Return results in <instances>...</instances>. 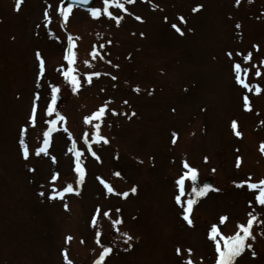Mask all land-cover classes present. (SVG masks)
<instances>
[{
  "label": "rangeland",
  "instance_id": "1",
  "mask_svg": "<svg viewBox=\"0 0 264 264\" xmlns=\"http://www.w3.org/2000/svg\"><path fill=\"white\" fill-rule=\"evenodd\" d=\"M153 4L158 7L154 9ZM197 4L203 7L193 13ZM57 5L58 0H22L16 10V0H0V264H66L65 252L72 264H93L102 250L95 243L96 230L102 233L101 243L113 248L106 264H181L177 247L185 258L186 250L192 249L193 264H214V245L208 238L211 225L216 224L225 235L233 234L237 222H246L252 210L248 205L251 193L234 182L249 176L252 182L264 178L260 150L264 93H249L252 110L245 111V90L234 83L226 56L227 51L252 50V63L259 66L264 59V0H241L239 6L235 0H136L126 5L134 15L110 9L123 16L118 27L106 17L93 20L86 8H74L63 26ZM91 6H101V0ZM46 8L51 23L44 20ZM178 16H184L187 23L180 24ZM173 23L182 28L183 36L171 28ZM68 34L80 37L75 41L74 67L82 80L90 71L111 73L117 79L93 77L91 84L73 93L58 71L60 65L66 66L63 53ZM106 40L112 43L105 45V60L112 64L95 60L94 67L88 68L83 61L89 59L92 45ZM254 44L259 45L258 53L252 49ZM37 51L46 67L40 88L34 83ZM250 77L252 84L264 88V76L250 73ZM49 84L61 87L57 110L66 117L78 148L86 147L81 136L91 130L83 123L85 116L108 100L112 101L108 108L117 113L107 111L101 126L109 143L93 145L100 161L85 151L84 183L78 195L66 194L64 200H50L39 193L51 191L53 172L60 174L55 182L58 189L74 184L67 134L62 130L52 134L49 153L57 158L55 164L43 154L25 161L18 147L19 129L25 125L31 150L42 141L46 121L52 118L44 111ZM136 87L139 92L134 91ZM34 92L40 93L35 127L27 124ZM233 120L241 137L231 128ZM172 132L178 134L175 144ZM183 160L198 169V184L208 180L218 189L194 205V227L182 220L174 200V181L184 171ZM116 172L121 175L115 176ZM97 176L117 191L136 186L137 192L127 198L106 195ZM185 190H191L188 181ZM97 206L111 209L113 219H123L120 232L133 236L130 248L109 218L100 216L95 228L91 225ZM220 216L228 220L220 224ZM254 227L257 238L250 242L257 255L252 257L246 250L236 264H264V236L259 234L264 229Z\"/></svg>",
  "mask_w": 264,
  "mask_h": 264
},
{
  "label": "snow or ice",
  "instance_id": "2",
  "mask_svg": "<svg viewBox=\"0 0 264 264\" xmlns=\"http://www.w3.org/2000/svg\"><path fill=\"white\" fill-rule=\"evenodd\" d=\"M22 0H16V10H19ZM136 0H101V6H91L92 0H58V5L55 11L58 13L59 18L63 20V26H66L69 22V18L73 15L74 8L86 7V10L90 17L93 20H99L102 17L108 18L110 21H114L116 26L118 27L123 20V16L119 14H114V12L110 9L118 10L119 12L127 13L129 15H134L129 12V9L126 5H133ZM151 2V0H149ZM251 2V0H249ZM241 0H235V4L239 6ZM52 5L49 4L48 8H51ZM152 7L155 9L158 5L153 4ZM202 5H195L191 11L196 13L202 9ZM44 20L47 23H51V17L49 15V11L46 8L43 12ZM134 18L137 21L142 22V17L139 15H135ZM180 24H186L187 21L184 16L177 17ZM167 20V17H165ZM47 23L45 27H47ZM39 27V25H38ZM236 28H240L239 24L235 25ZM171 28L175 30L176 33L183 36L184 31L177 23L171 24ZM191 31V29H189ZM143 35V33H141ZM80 37H73L72 34H68L66 38V46L64 48L63 60L66 61V66L64 64L60 65L58 71L60 75L63 77V80L67 86L71 88L73 93H77L82 87L83 84H91L93 82V77L99 78L101 75H110L112 80H116V76H112L111 73H102L100 71H90L83 74V80L81 79V74L74 67L77 62V53L74 51L76 44L75 41L79 40ZM102 39L101 34H97V40ZM112 43L111 40H106L104 43L93 44L91 47V51L89 52V59L83 61V63L88 68H93L94 65L92 61L102 60L108 64H112L111 60H105L106 53H104L105 45H110ZM252 49L255 52H259V45H252ZM103 53V54H102ZM226 56L230 62V73L233 75L234 83L242 90V107L245 111H251L252 106L250 102L249 93L260 95L264 93V88H261L259 84H252L250 73L255 77L259 78L264 76V72H262V68H264V59L259 61V66L255 63H252L254 59V54L252 50L247 51H236L235 54L233 51H227ZM35 58L38 61L37 73L35 77V87L40 88L43 78L46 73L45 61L41 57L39 51L35 53ZM113 67L118 68V65H112ZM47 89H50L48 93L49 98L46 101L45 113L48 117H52L46 121L47 128L43 131L42 141L37 146L34 151L30 149L29 143L26 141V134L28 131L27 125L22 126L19 129L18 133V147L19 152L22 158L27 161L30 159L32 155L37 157L41 156H50L49 148L51 146V138L54 132L62 130L67 134L68 140L71 142L70 146L67 148V153H70L73 158V172L75 173L74 184L66 183L59 189L56 187L55 182L59 179V173L53 172L51 174L50 180L52 182L51 191L47 194L45 192H40V196H47V199L50 200H64L66 194H79L80 186L84 183L85 176L87 174L86 167L83 163V156L85 151H87L92 157H94L97 161H100V157L97 155L96 151L93 150L94 144H108L109 140L105 137L101 132V126L104 123V118L106 116L107 111H111L112 115H116L115 109H109L108 105L112 102L111 100L105 101L98 108L91 112L89 115L83 118V123L85 125H90V131H84L82 133L81 139L83 140V144L86 146L81 149L77 147V141L73 138L72 133L69 131L67 124V119L64 115H62L57 110V101L59 99V94L61 93V87L58 84H49L47 85ZM46 89V90H47ZM103 91V89H102ZM134 91L139 92V87H136ZM40 100V93L34 92L33 100L30 108V113L27 119V124L35 127L37 123V114H38V101ZM124 104L128 102L123 101ZM134 116L135 113L133 112ZM264 123V121H262ZM60 124L61 127L58 128L57 125ZM231 128L233 129L235 135L237 137H241L242 133L238 131V122L233 120L231 122ZM172 143L175 144L178 138V134L176 132H172ZM260 150L264 153V142L261 143ZM50 159L53 164L57 162V158L55 156H50ZM205 161H207V157H205ZM182 168L184 171L175 179L174 183L176 186V193L174 194L175 203L180 207L181 212L180 215L182 220L186 222L189 227H194V220L192 218L193 208L199 200L205 196L210 191H218L210 184H203L202 186L198 184L199 179V171L196 167L190 165L187 160H183ZM241 164V158L238 156L236 159V167L239 168ZM29 171H35V169L29 168ZM213 171H215L213 169ZM115 176L119 177L121 175L120 172L114 173ZM96 179L103 186L106 195H114L121 198H127L129 194H136L137 188L136 186L131 187L127 191H117L107 180L103 179L100 176H97ZM186 181L190 182L191 190L186 192L185 185ZM237 188H244L246 186L247 190L251 193V198L248 200V205L252 209L247 212L246 222H237L236 230L233 234L225 235L216 224L211 225L208 230V238L212 241L214 245V253H215V261L214 264H236L237 258L240 257L246 250L251 251V256L256 257L257 253L253 249V244L250 241H255L257 238L255 227L259 226L261 229H264V178L256 182H252L251 177L247 180L234 182ZM254 205H258L257 209ZM67 208V204L64 205ZM119 209H116L115 212L119 213ZM112 212L109 210H102L101 207L97 206L94 210V214L90 218L91 225L95 228L97 224V218L102 216L105 218H109L111 227L115 229L117 233L123 238L124 243L130 248L132 245L130 241L133 240V236L128 232H120V225L123 224L122 218L113 219L110 215ZM228 220L227 216H220L219 223L224 224ZM261 236H264V230L259 233ZM101 231H95V243L100 246L102 249L97 258L93 261V264H106V259L110 257L113 253V248L111 246H107L101 243ZM68 240L71 237L67 238ZM83 242V241H82ZM127 250V248L125 249ZM178 257H181V264H193L191 257L192 249H187L188 257L185 258L181 256V248L177 247L175 249ZM64 259L66 264H72V261L68 259V255L65 252Z\"/></svg>",
  "mask_w": 264,
  "mask_h": 264
},
{
  "label": "water",
  "instance_id": "3",
  "mask_svg": "<svg viewBox=\"0 0 264 264\" xmlns=\"http://www.w3.org/2000/svg\"><path fill=\"white\" fill-rule=\"evenodd\" d=\"M93 1H94V0H92V3H93ZM92 3H91V4H92ZM79 8H86V7H79ZM59 97H60V96H59ZM197 183H198V182H197ZM205 183L209 184V181H208V180H205V181L203 182V184H205Z\"/></svg>",
  "mask_w": 264,
  "mask_h": 264
}]
</instances>
